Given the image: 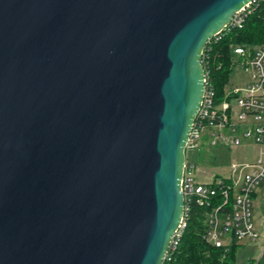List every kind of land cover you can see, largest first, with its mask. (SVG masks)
<instances>
[{
    "label": "water",
    "instance_id": "obj_1",
    "mask_svg": "<svg viewBox=\"0 0 264 264\" xmlns=\"http://www.w3.org/2000/svg\"><path fill=\"white\" fill-rule=\"evenodd\" d=\"M254 0H0V264H161L203 48Z\"/></svg>",
    "mask_w": 264,
    "mask_h": 264
},
{
    "label": "built area",
    "instance_id": "obj_2",
    "mask_svg": "<svg viewBox=\"0 0 264 264\" xmlns=\"http://www.w3.org/2000/svg\"><path fill=\"white\" fill-rule=\"evenodd\" d=\"M254 2L235 12L225 27H240ZM232 61L234 66H241L246 80L241 85L227 84L220 99L216 98L203 67V94L186 141L180 180L183 214L161 264L170 259V253L176 248L185 226L187 203L192 200L200 205L208 204L220 193L222 203L206 211L204 217L203 237L210 245L227 246L233 241H252L259 236L252 219L251 200L264 179V150L260 149L252 161L231 162L226 174L202 175L207 181L197 178L200 176L188 160L190 154L202 147L231 150L245 144L264 145V44L233 46Z\"/></svg>",
    "mask_w": 264,
    "mask_h": 264
},
{
    "label": "trees",
    "instance_id": "obj_3",
    "mask_svg": "<svg viewBox=\"0 0 264 264\" xmlns=\"http://www.w3.org/2000/svg\"><path fill=\"white\" fill-rule=\"evenodd\" d=\"M264 44V0H255L248 9L242 25L225 27L206 42L202 52V64L213 86L216 98L223 96L224 87L234 67L233 46ZM220 193L208 204L200 205L195 200L187 203L184 213L185 226L181 231L175 250L164 264H233L236 256V241L227 246H213L203 237L206 211L221 204Z\"/></svg>",
    "mask_w": 264,
    "mask_h": 264
},
{
    "label": "crops",
    "instance_id": "obj_4",
    "mask_svg": "<svg viewBox=\"0 0 264 264\" xmlns=\"http://www.w3.org/2000/svg\"><path fill=\"white\" fill-rule=\"evenodd\" d=\"M238 148L242 149L240 157H243L245 161H252L256 159L260 149L264 150V145L245 144L234 150ZM251 210L259 236L252 241H236L237 250L233 264H264V179L260 181L252 195ZM242 250L246 252L244 258L239 256V252Z\"/></svg>",
    "mask_w": 264,
    "mask_h": 264
},
{
    "label": "rangeland",
    "instance_id": "obj_5",
    "mask_svg": "<svg viewBox=\"0 0 264 264\" xmlns=\"http://www.w3.org/2000/svg\"><path fill=\"white\" fill-rule=\"evenodd\" d=\"M246 80V73L243 71L240 65H235L229 76V85H241ZM242 149L226 150L222 148H204L202 147L198 152H194L189 155L188 160L194 164L197 177L201 181H207V178H203L202 175H213L216 173L226 174L228 165L233 162L245 161L243 157H240ZM246 252L244 250L239 252L240 258H244Z\"/></svg>",
    "mask_w": 264,
    "mask_h": 264
}]
</instances>
